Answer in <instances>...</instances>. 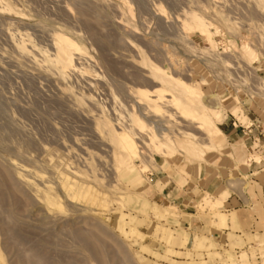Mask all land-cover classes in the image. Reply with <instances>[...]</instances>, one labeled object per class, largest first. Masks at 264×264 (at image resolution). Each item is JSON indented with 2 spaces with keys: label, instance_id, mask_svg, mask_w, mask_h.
<instances>
[{
  "label": "rangeland",
  "instance_id": "374dc122",
  "mask_svg": "<svg viewBox=\"0 0 264 264\" xmlns=\"http://www.w3.org/2000/svg\"><path fill=\"white\" fill-rule=\"evenodd\" d=\"M0 264H264V0H0Z\"/></svg>",
  "mask_w": 264,
  "mask_h": 264
},
{
  "label": "crops",
  "instance_id": "0c3cea01",
  "mask_svg": "<svg viewBox=\"0 0 264 264\" xmlns=\"http://www.w3.org/2000/svg\"><path fill=\"white\" fill-rule=\"evenodd\" d=\"M259 201V198L257 199H253L251 198L250 196H246L245 199H231L229 202H228V205L229 206H232L234 204V202H237L239 204V206H232V208L230 207V209H236V212H240V211H246L248 210L249 208L251 210H253L254 208V205H255V202ZM242 208V209H241ZM226 216V215H225ZM235 220V216L233 217V221ZM258 223V218L257 216H253L252 215V219H251V230L254 231L255 228H256V224ZM226 224H227V219H226ZM245 230H248V229H245Z\"/></svg>",
  "mask_w": 264,
  "mask_h": 264
},
{
  "label": "bare ground",
  "instance_id": "6f19581e",
  "mask_svg": "<svg viewBox=\"0 0 264 264\" xmlns=\"http://www.w3.org/2000/svg\"><path fill=\"white\" fill-rule=\"evenodd\" d=\"M204 24V23H203ZM207 24V23H206ZM208 26V25H207ZM209 27V26H208ZM204 28V27H203ZM198 29V28H197ZM207 32H205V34H206ZM204 34V35H205ZM207 35H209V34H207ZM210 36V35H209ZM209 36H208V38H209ZM65 42H66V44H67V46L68 47H70V48H74L73 46V44L70 42V41H67V40H65ZM75 49V48H74ZM78 51V50H77ZM181 85H183V86H185V84L184 83H180ZM187 94H188V97L190 96V94H191V91L189 90V89H187ZM171 97V96H170ZM171 98H173V96L171 97ZM187 112H188V109H187ZM185 110L184 111H182V114H184V113H187ZM190 112V111H189ZM188 114V113H187ZM207 119V118H206ZM203 120H205V119H203ZM208 120V119H207ZM206 120V121H207ZM217 130V129H216ZM217 132V131H216ZM127 135V134H126ZM124 136V137H127V136ZM129 136V135H128ZM122 137V136H121ZM122 148H124L126 151H128L130 154H132L133 156L135 155V152H134V150H133V146H132V141H129L128 140V138H123L122 139ZM134 145V144H133ZM65 178V177H64ZM220 217H223V215H221ZM222 219H224L225 220V218H222Z\"/></svg>",
  "mask_w": 264,
  "mask_h": 264
}]
</instances>
